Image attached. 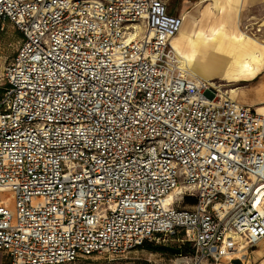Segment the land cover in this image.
<instances>
[{
    "label": "built area",
    "instance_id": "1",
    "mask_svg": "<svg viewBox=\"0 0 264 264\" xmlns=\"http://www.w3.org/2000/svg\"><path fill=\"white\" fill-rule=\"evenodd\" d=\"M182 21L161 0H0L21 34L0 85V264H126L145 243L187 248L173 264L249 261L264 105L181 66Z\"/></svg>",
    "mask_w": 264,
    "mask_h": 264
},
{
    "label": "rangeland",
    "instance_id": "2",
    "mask_svg": "<svg viewBox=\"0 0 264 264\" xmlns=\"http://www.w3.org/2000/svg\"><path fill=\"white\" fill-rule=\"evenodd\" d=\"M168 10L176 8V12L185 14L187 9L197 10L196 0H163ZM192 2V3H190ZM203 8L201 9V23L204 21ZM198 20L195 18V28L189 35L194 43L191 45V59L189 64L194 67V70L198 71V77L202 80L211 79L215 84H220L224 91L234 100L240 103L247 104L249 107L256 108V106L264 105V76L259 75L252 79L239 78L244 77L247 74V69L243 68V64L251 59H256L260 55L262 47H264V30L259 23H255L253 28H247L242 26L240 29H232L228 27L227 30H218L217 33L211 39V45H203L201 42V36L203 32L197 30ZM206 23L221 24L219 19L215 18V15L210 14ZM261 29L259 30V28ZM190 27L186 26V31H189ZM194 32V33H193ZM184 36L188 37V34L182 33L179 35L182 42L185 41ZM236 37H238L236 39ZM227 40L228 44L235 48L244 44H248V51L241 57L240 53L234 54L226 51H219L218 44L221 40ZM236 41V42H235ZM21 42V34L10 23L4 22L0 26V85L2 83L1 77L3 69L6 64L15 54L17 48ZM215 46V47H214ZM171 48H173L171 46ZM174 50V49H173ZM264 51V50H263ZM238 65V66H237ZM196 71V72H197ZM239 76V77H238ZM234 92H230L231 90ZM8 196V195H6ZM11 207V205H9ZM178 209H189L191 207L190 201L186 199L177 203ZM256 249H263V244L256 246ZM158 251H145L136 250L128 254L125 259L126 264H173L175 257L173 254L167 252ZM172 255V256H171ZM170 256V257H169ZM262 256V254H260ZM240 257V256H239ZM169 260H172L169 263ZM258 260L253 259L250 256V260L244 262V264H254ZM74 264H116L107 257H90L83 259Z\"/></svg>",
    "mask_w": 264,
    "mask_h": 264
},
{
    "label": "crops",
    "instance_id": "3",
    "mask_svg": "<svg viewBox=\"0 0 264 264\" xmlns=\"http://www.w3.org/2000/svg\"><path fill=\"white\" fill-rule=\"evenodd\" d=\"M161 1L163 2V0ZM194 3H196L197 5V10L194 11L192 9H187L185 11V14L181 12L177 13L176 8H171L170 10H168V8L166 7V10L171 15L183 16L181 27L184 24V18L186 19V21H188L187 16L193 17L194 21L196 18L198 20L197 30L198 32L199 31L201 33L203 32L202 33L203 35L212 29L215 31L218 30L225 31L228 29V27H231L232 29L234 28L240 29L242 28V26H246L247 28H253V25L255 23H259L262 27V30H264V0H196V2ZM202 8H203L202 13L204 14V21H202L203 23H201V18H200ZM210 14L215 15V18L219 19L220 22L222 23L221 24L206 23L205 21L208 19ZM261 27L259 28V30L261 29ZM179 35L181 34H179L178 32L170 40V46H172L173 40H175V42H182L181 40H179L180 39ZM211 43L207 44L206 42L205 44L203 43L202 44L211 45ZM261 47L262 50L260 51V55L256 57V59H251L247 62L248 64L247 74L244 77L238 76L239 78L252 79L254 77H258L259 75L264 76V51H263L264 47L263 46ZM260 243L263 244V249L258 250L255 247L250 253V256H253V259L258 260V262L254 264H264V239L261 240L256 246H258ZM260 254H262V256H260ZM171 262L172 260H169V263Z\"/></svg>",
    "mask_w": 264,
    "mask_h": 264
},
{
    "label": "bare ground",
    "instance_id": "4",
    "mask_svg": "<svg viewBox=\"0 0 264 264\" xmlns=\"http://www.w3.org/2000/svg\"><path fill=\"white\" fill-rule=\"evenodd\" d=\"M188 18V21H186V19L184 18V24L182 25L181 29L179 30V34H182V33H187L188 34V37L184 36L185 38V41L183 42H175V40L172 41V47H173V51L176 55V57L178 58V60L180 61L181 63V66L193 77L195 78H198V71L196 72L194 70V67L192 65L189 64V60L191 59V53H192V49H191V45L194 43V40L189 38V35L192 33V31L194 30L195 28V24H194V18L193 17H189L187 16ZM186 26H189L190 29L189 31H186ZM194 33V32H193ZM217 32L215 30H210L209 32H207L206 34L203 35V37H201V42L203 44H205L207 42V44L211 43V39L212 37L216 34ZM238 37H236L237 39ZM236 42V41H235ZM215 47V46H214ZM248 47L249 45L248 44H244V45H241V46H238V47H231L227 40H221L218 44V47H215V48H218L219 51H226V52H231V53H234V54H239V56H243V54L245 55L246 52L248 51ZM243 68H248V64L247 62L245 64L242 65ZM198 73V74H197ZM205 81L207 82H211V79H206ZM235 90H231L230 92H234ZM256 108L259 110L261 108V106H256ZM242 259L244 258V255H241L240 256Z\"/></svg>",
    "mask_w": 264,
    "mask_h": 264
},
{
    "label": "trees",
    "instance_id": "5",
    "mask_svg": "<svg viewBox=\"0 0 264 264\" xmlns=\"http://www.w3.org/2000/svg\"><path fill=\"white\" fill-rule=\"evenodd\" d=\"M2 89L0 88V93H1ZM187 201H190V205L192 206L194 204V199L193 198H187L186 199ZM139 250H145V251H148V252H151V251H158V252H163L164 254H166L162 249L161 247H156V246H153V245H150V244H143L141 247L138 248ZM137 249V250H138ZM181 254L183 253H186L188 252V249L187 248H182L180 250ZM167 255V254H166ZM172 256V255H171ZM170 257V256H169Z\"/></svg>",
    "mask_w": 264,
    "mask_h": 264
},
{
    "label": "water",
    "instance_id": "6",
    "mask_svg": "<svg viewBox=\"0 0 264 264\" xmlns=\"http://www.w3.org/2000/svg\"><path fill=\"white\" fill-rule=\"evenodd\" d=\"M161 249L164 252H167V253H170V254H173V255H178L180 253V249H178V248H172V247L163 246V247H161Z\"/></svg>",
    "mask_w": 264,
    "mask_h": 264
}]
</instances>
